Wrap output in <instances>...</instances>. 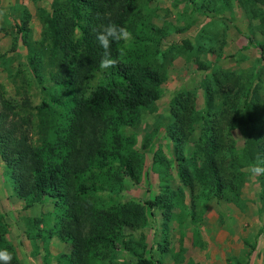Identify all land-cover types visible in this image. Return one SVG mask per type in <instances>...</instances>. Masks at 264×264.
<instances>
[{
  "label": "trees",
  "instance_id": "obj_1",
  "mask_svg": "<svg viewBox=\"0 0 264 264\" xmlns=\"http://www.w3.org/2000/svg\"><path fill=\"white\" fill-rule=\"evenodd\" d=\"M154 1L55 0L50 12L43 11L45 28L39 46L32 39H24L29 64L43 92L41 101L14 102L5 96L0 84V157L18 196L28 206L48 200L55 203L52 216L56 219V233L73 247L69 259H64L66 264H100L104 259V264H163L145 254L142 241L127 238L125 227L135 224L138 213L116 202L123 191L124 178H135L139 162L131 138L124 141L119 136L125 127L136 124L141 109L154 107L164 93L167 69L155 62L159 50L156 43L173 29L185 32L198 21L193 16L179 27L158 25L150 10ZM238 1L249 23L247 32L239 26H234L235 31L247 39L244 49L260 51L261 67L248 71L246 76L236 75L227 85L214 76L207 85L205 110L210 116L218 95L222 109L212 118L219 121L224 115L227 123L218 126L219 133L214 134L218 138L216 143L221 148L233 149L235 142L226 144V138L237 128L245 134L242 156L235 155L229 160L231 170L226 174V165L219 160L222 157L216 158L209 152L214 136L208 135L201 139L202 152L208 154L201 174L184 164L179 167L182 177L199 176L201 186L211 187L210 190L206 187L209 198L214 194L221 200L229 191L228 198L235 201L227 176L235 175L244 166L240 157L248 161V175H253L252 165L257 157L264 158V0ZM253 2L258 5L254 7ZM190 6L192 12L222 19L232 10L233 0H190ZM256 19L259 24L253 25ZM111 22L126 26L132 38L127 43H113L112 55L119 62L115 68L102 71L99 64L103 49L96 34L100 25ZM15 25L18 33L26 31L19 21ZM152 35L155 43L151 42ZM212 36L203 28L197 36L186 40L184 46L171 49L176 52L195 49L193 58L199 68H208L200 57L211 53L207 47L215 50L216 40ZM118 49L123 50L122 56ZM193 105L174 102L167 129L173 142L190 141L195 130ZM206 121L209 123V119ZM33 125L39 128L40 139L31 135ZM177 158L185 157L182 153ZM256 175L257 198L264 210V174ZM8 231L9 224L0 211V251L11 253L10 264H21L7 237ZM120 250L132 253L136 260H117L115 254Z\"/></svg>",
  "mask_w": 264,
  "mask_h": 264
},
{
  "label": "rangeland",
  "instance_id": "obj_2",
  "mask_svg": "<svg viewBox=\"0 0 264 264\" xmlns=\"http://www.w3.org/2000/svg\"><path fill=\"white\" fill-rule=\"evenodd\" d=\"M54 1L0 0V84L5 96L14 102L38 104L43 97L29 64L24 39H32L39 46L45 28L43 11L50 12ZM256 5L253 2V6ZM150 10L157 24L179 27L193 16L198 21L185 32L173 29L156 43L159 50L155 62L167 69L163 96L154 107L141 109L136 124L125 127L119 136L124 141L131 138L132 150L139 158L135 178H124L123 191L116 201L138 213L135 224L125 227L127 238L142 241L145 254L163 264H264V210L257 198V175L247 174L245 157H240L244 166H240L235 175L227 176L236 201L228 198L229 191L221 200L214 194L209 198L206 187L209 190L211 187L208 184L201 186L200 177L193 174L182 177L179 170L184 164L201 174L208 156L202 152L201 139L219 133V127L227 123L224 115L219 121L212 118L222 109L218 95L214 111L210 116L206 114L207 85L214 76L227 85L236 75L245 73L246 76L248 71L261 67L260 51L244 49L247 39L235 31L234 26H239L247 32V13L238 0H233L232 10L222 19L192 12L190 0H155ZM16 21L25 25L26 35L24 31L18 33ZM258 24L259 20L253 21V25ZM203 28L213 33L216 48L212 51L207 47L211 53L202 54L200 58L208 68L200 69L197 59L193 58L195 49L179 50L183 52L180 53L171 47L184 46L186 40L197 36ZM151 42L155 43L154 37ZM241 99L244 100L243 96ZM177 100L183 104L188 102L189 106L194 103L191 115L195 130L187 143H175L167 134ZM39 133L38 126L33 125L31 135L40 139ZM212 140L209 152L216 158L222 157L219 160L226 165L228 174L229 160L235 155L242 156L245 134L236 128L227 135L226 144L232 143L231 140L235 142L233 149L221 148L215 136ZM182 153L185 158H177ZM211 181L209 184L214 188ZM149 201L155 205H150ZM55 207L50 200L28 206L27 201L18 196L0 157V211L9 224L7 237L15 246L21 264H66L64 259H69L73 247L56 233V219L52 216ZM115 258L123 262L136 260L126 250L118 251ZM104 262L105 259L100 264Z\"/></svg>",
  "mask_w": 264,
  "mask_h": 264
},
{
  "label": "clouds",
  "instance_id": "obj_3",
  "mask_svg": "<svg viewBox=\"0 0 264 264\" xmlns=\"http://www.w3.org/2000/svg\"><path fill=\"white\" fill-rule=\"evenodd\" d=\"M99 28L100 30L96 34V40L103 49L99 64V68L103 71L115 68L119 62V58L112 55L113 43L117 45L121 41L127 43L132 38V34L126 26H120L114 22L100 25ZM118 51L122 56L123 50L118 49ZM252 172L254 174H264V158L257 157L256 162L252 165ZM11 260L12 255L10 252L7 250L0 251V261H3V264H10Z\"/></svg>",
  "mask_w": 264,
  "mask_h": 264
}]
</instances>
